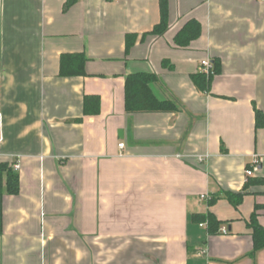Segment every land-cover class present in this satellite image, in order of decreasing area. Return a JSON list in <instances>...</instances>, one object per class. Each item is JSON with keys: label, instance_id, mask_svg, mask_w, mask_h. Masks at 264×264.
Listing matches in <instances>:
<instances>
[{"label": "crops", "instance_id": "1", "mask_svg": "<svg viewBox=\"0 0 264 264\" xmlns=\"http://www.w3.org/2000/svg\"><path fill=\"white\" fill-rule=\"evenodd\" d=\"M167 5L157 37L161 0H0V163L20 166L0 264H264L250 228L255 216L264 229V0ZM192 21L201 36L179 47ZM75 55L84 75L62 76ZM136 74L155 75L156 98L180 111L129 115ZM194 76L212 79L209 94ZM91 97L97 116L84 114ZM209 214L215 235L194 221Z\"/></svg>", "mask_w": 264, "mask_h": 264}, {"label": "trees", "instance_id": "2", "mask_svg": "<svg viewBox=\"0 0 264 264\" xmlns=\"http://www.w3.org/2000/svg\"><path fill=\"white\" fill-rule=\"evenodd\" d=\"M168 31V5L167 0H161V23L158 25L152 35L161 37ZM202 28L196 22L188 23L184 29L177 35L175 39L176 45L185 48L192 42L198 40L201 36ZM136 37L127 38L128 50L134 45ZM87 59L84 55L65 56L62 58L61 75L79 76L84 75V65ZM73 65V66H72ZM66 66L69 68L67 69ZM73 67V70L71 69ZM158 82L155 75L136 74L131 75L126 79V95L125 104L126 112L131 114L138 113H176L180 108L175 102H161L154 95L151 86ZM193 82L195 86L205 94L211 92L212 79H206L205 76H194ZM84 114L86 116H97L100 114V99L97 97L86 98ZM256 128L264 129V113L256 112ZM259 184H264V180L257 181ZM256 182V183H257ZM247 189V186L246 188ZM20 193V177L13 169L12 164L0 163V236L3 234V201L6 196H18ZM243 194L234 195L226 193L225 197L234 206L238 207L243 200ZM215 200H212L209 205L213 206ZM194 221L198 224H208V230L211 235L217 234L221 223L209 214L207 216L194 217ZM250 228L253 230L254 253L264 249V229L259 225L255 216L251 219Z\"/></svg>", "mask_w": 264, "mask_h": 264}, {"label": "built area", "instance_id": "3", "mask_svg": "<svg viewBox=\"0 0 264 264\" xmlns=\"http://www.w3.org/2000/svg\"><path fill=\"white\" fill-rule=\"evenodd\" d=\"M201 70H202V73L207 75V76L213 75V66H212V64H211V62L209 60H204V61L201 62ZM1 145H2V139H0V147H1ZM124 147H125L124 144L120 145V149H124ZM208 158L209 157H207V156H204V157L202 156V157L198 158V161L200 163H205V162H207ZM260 164H261V161H260L259 157L258 156H254L251 167L246 170V173H245L246 177L249 178V179L253 178L254 177V171L259 167ZM13 169L16 172L20 171L19 164H15L13 166ZM205 199H206V197H202V200H205ZM202 226H204V225H202ZM221 234L223 236H227L229 234L228 229L227 228H223L221 230Z\"/></svg>", "mask_w": 264, "mask_h": 264}]
</instances>
